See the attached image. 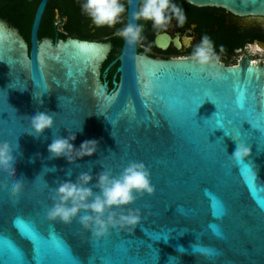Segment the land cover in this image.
Returning a JSON list of instances; mask_svg holds the SVG:
<instances>
[{
  "label": "water",
  "instance_id": "water-1",
  "mask_svg": "<svg viewBox=\"0 0 264 264\" xmlns=\"http://www.w3.org/2000/svg\"><path fill=\"white\" fill-rule=\"evenodd\" d=\"M183 1L264 18V0ZM46 2L30 47L0 22V142L19 146L15 172L24 180L12 198L0 176V264H264V63L219 61L215 80L190 58L153 59L123 42L110 64L119 63L118 80L107 89L99 80L107 45L35 42ZM136 7L127 0V22ZM36 112L53 116L39 135L28 122ZM69 134L74 149L95 140L96 151H74L71 163L49 159L47 145ZM240 142L249 155L235 161ZM130 160L145 164L154 187L128 206L140 214L131 233L95 239L76 219L46 217L56 184L89 172L91 186L97 173L115 175Z\"/></svg>",
  "mask_w": 264,
  "mask_h": 264
},
{
  "label": "clouds",
  "instance_id": "clouds-1",
  "mask_svg": "<svg viewBox=\"0 0 264 264\" xmlns=\"http://www.w3.org/2000/svg\"><path fill=\"white\" fill-rule=\"evenodd\" d=\"M80 10L97 28L104 26L111 28L120 23L126 11L121 0H81ZM128 16L129 21L114 33L128 46L137 45L143 39V24L136 23L137 21L150 22L153 29L166 30L173 19L177 27H182L187 19L184 9L174 3V0H137V7L128 13ZM220 50L223 51L222 46ZM144 51L147 52L148 49L145 48ZM190 60L196 66L207 68L206 75L209 78L221 79L219 73L213 71L219 63V56L207 34L202 35L192 46ZM236 104L239 107L240 101L236 100ZM28 122L31 133L39 135L52 127L53 116L46 112H36L28 118ZM74 139L73 134L66 138L52 139L47 145L49 159L64 157L71 163L70 154L74 151L80 158L91 156L96 151L95 140L83 141L79 148L74 149L70 143ZM249 151L245 143H236L230 157L235 161H241L249 155ZM14 152L19 153V146L14 150L7 141L0 142V176L7 178L10 188L6 187L4 190L12 198L20 193L24 183L23 179L16 178ZM66 175H71L70 170ZM92 180L93 176L89 172H81L74 180H64L56 184L52 190V204L46 211V217L65 224L76 219L81 228L95 239L104 237L110 229L130 230L131 233L139 222L140 214L138 209L128 206L138 197L151 195L154 191L145 164L130 160L117 174L113 175L111 170H102L95 175V183H91L90 186ZM177 250L184 251L183 248ZM199 251L208 254L210 250Z\"/></svg>",
  "mask_w": 264,
  "mask_h": 264
},
{
  "label": "flooded vegetation",
  "instance_id": "flooded-vegetation-1",
  "mask_svg": "<svg viewBox=\"0 0 264 264\" xmlns=\"http://www.w3.org/2000/svg\"><path fill=\"white\" fill-rule=\"evenodd\" d=\"M41 0H0V22L15 30L28 44L32 42V29ZM81 0H47L35 29V42H93L107 45L108 50L99 68V80L112 88L118 80L116 60L121 52L123 40L115 36L118 28L127 23V0L121 22L110 27H95L80 10ZM184 9L187 17L182 27L173 19L166 30L153 29L150 22L143 24V39L136 45L140 55L159 60L190 58L192 46L207 34L213 42L219 61L234 65L248 56L254 62L257 54L264 51L257 43H264V18L237 17L217 8H198L183 0H174ZM221 46L223 51H221ZM148 51L145 52L144 49ZM233 60L232 63H229Z\"/></svg>",
  "mask_w": 264,
  "mask_h": 264
},
{
  "label": "rangeland",
  "instance_id": "rangeland-1",
  "mask_svg": "<svg viewBox=\"0 0 264 264\" xmlns=\"http://www.w3.org/2000/svg\"><path fill=\"white\" fill-rule=\"evenodd\" d=\"M232 62H233V60H230L229 63H232ZM256 62H262V63H264V54L258 53L257 54V60H256Z\"/></svg>",
  "mask_w": 264,
  "mask_h": 264
},
{
  "label": "snow or ice",
  "instance_id": "snow-or-ice-1",
  "mask_svg": "<svg viewBox=\"0 0 264 264\" xmlns=\"http://www.w3.org/2000/svg\"><path fill=\"white\" fill-rule=\"evenodd\" d=\"M218 127H223V121L220 122V124L218 125Z\"/></svg>",
  "mask_w": 264,
  "mask_h": 264
}]
</instances>
